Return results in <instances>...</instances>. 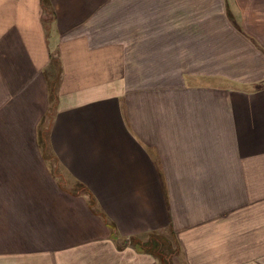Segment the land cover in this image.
Returning <instances> with one entry per match:
<instances>
[{
  "label": "crops",
  "instance_id": "0c3cea01",
  "mask_svg": "<svg viewBox=\"0 0 264 264\" xmlns=\"http://www.w3.org/2000/svg\"><path fill=\"white\" fill-rule=\"evenodd\" d=\"M173 254L264 264V0H0V264Z\"/></svg>",
  "mask_w": 264,
  "mask_h": 264
},
{
  "label": "rangeland",
  "instance_id": "374dc122",
  "mask_svg": "<svg viewBox=\"0 0 264 264\" xmlns=\"http://www.w3.org/2000/svg\"><path fill=\"white\" fill-rule=\"evenodd\" d=\"M50 116H51V111H49V114L47 115L46 118L44 116L42 117L40 125L37 126V128H36V133L37 132L39 133V137H40V139H42L43 142L46 139V131L48 129ZM52 162H51V165L53 166V170L55 171V173L59 177V175H61L60 170L54 163L52 164ZM78 190H80V188ZM155 240H157V241H155ZM155 240L153 241L154 245L168 246V247L173 248V252H177V250H175V242H174L173 237L171 235H169V237H167V238H166V236L164 238L157 236ZM164 261L167 264H172V262H174L176 264H180V260L178 259L177 254L170 255L169 257L165 256Z\"/></svg>",
  "mask_w": 264,
  "mask_h": 264
}]
</instances>
